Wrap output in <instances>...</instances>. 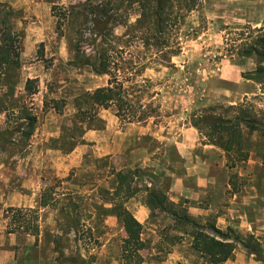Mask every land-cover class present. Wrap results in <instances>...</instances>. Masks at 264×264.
I'll return each mask as SVG.
<instances>
[{
	"label": "rangeland",
	"instance_id": "1",
	"mask_svg": "<svg viewBox=\"0 0 264 264\" xmlns=\"http://www.w3.org/2000/svg\"><path fill=\"white\" fill-rule=\"evenodd\" d=\"M116 2L0 0L4 26L19 36L13 43L18 63L0 66V264H122L126 234L114 209L119 171H130L136 188L124 205L143 225L141 264H206L191 247L190 227L148 206L149 189L163 191L199 224L214 222L240 240L252 235L264 251V236L238 229L264 225V82L244 78L256 68L254 58L238 57L226 44L230 32L237 42L250 31L264 33V0H169L156 34L148 23L134 26L137 4L124 2L114 13ZM101 3L117 17L102 34L119 64L147 62L159 49L174 53L164 63L132 70L134 80H148L146 99L159 105L158 116L125 123L113 106L100 107L103 127L86 130L89 114L80 113L76 101L108 79L85 63L100 50L101 39L84 18H93L91 9ZM70 5L75 15L58 28L57 14ZM239 103L260 123L252 133L245 130L248 158L228 167L216 146L210 159L216 160V183L198 202L170 194L169 171L181 174L184 160H193L178 151L184 134L194 130L205 140L193 122L202 114L232 117L236 112L228 106ZM76 141L81 142L66 151ZM200 148L193 150L202 155ZM9 207L35 208L37 235L8 231ZM251 259L264 264L239 241L233 258L222 264Z\"/></svg>",
	"mask_w": 264,
	"mask_h": 264
},
{
	"label": "trees",
	"instance_id": "2",
	"mask_svg": "<svg viewBox=\"0 0 264 264\" xmlns=\"http://www.w3.org/2000/svg\"><path fill=\"white\" fill-rule=\"evenodd\" d=\"M137 4L139 7V17L134 26L141 27L148 23L153 33H160L163 23V11L166 8L165 2L169 0H117L114 5L116 13L123 3ZM73 6L64 8L59 12L57 26L60 28L65 21L75 15ZM52 9H55L53 6ZM94 12L90 20L84 18V22L91 24L94 35H100V50L95 51V55L85 63L97 74L108 75L107 84L97 87L92 91H87L77 99L78 111L82 114L88 113L86 130L100 129L103 126L99 124L101 119L97 116V109L115 108V115L125 123L146 122L151 117L159 115V105L155 104L152 99H146V90L148 80L142 79V83L134 80L133 69L140 63L129 64V61L118 60L113 56L109 48L103 46L105 35L102 33L107 29L108 24L117 20L110 9L105 7V3L95 6L91 9ZM55 13V12H54ZM57 13V12H56ZM0 66L7 63H18L19 52L17 46L13 43L18 42L19 36L4 26L0 18ZM111 26H113L111 24ZM251 30V29H250ZM234 31V30H231ZM238 38L229 33L226 38V44L238 57H253L256 62V68L248 73H243V77L255 82H264V33L252 35L250 33L240 42ZM174 53V50L159 49L153 53L147 62H143L141 68L145 67L150 61L164 63L166 54ZM171 54V55H172ZM140 61V60H139ZM142 61V60H141ZM33 80L26 81V89L30 91ZM56 111H60L61 106H53ZM236 114L232 117H226L220 114H202L193 126L204 136L203 142L217 146L224 151L226 156V165L233 167L248 158V146L244 137L245 130L247 133L256 131L260 123L251 115L243 103L228 106ZM31 125L35 118L30 117ZM81 142V141H80ZM78 141L68 144L66 151L80 143ZM131 172L117 173L118 184L114 190L116 202L114 209L116 215L123 224L125 238L121 247L122 264H141L143 256L140 251L145 247V241L141 238L143 225L139 222L133 213L124 205V202L130 198L136 191L128 180ZM40 204H48L45 195H42ZM147 204L152 210H159L169 214L177 226L190 227L191 247L205 260L206 264H222L232 259L237 242L246 247L248 253L253 254L255 260L264 263V251L259 247L258 242L249 235L246 240H240L237 236L230 233V229L225 232L218 228L214 222L207 221L205 224H199L191 218L185 211L184 206H177L175 202L169 200L167 195L161 190H148ZM8 217V231L25 232L31 235H37L39 231L38 213L35 208L9 207L6 209Z\"/></svg>",
	"mask_w": 264,
	"mask_h": 264
},
{
	"label": "crops",
	"instance_id": "3",
	"mask_svg": "<svg viewBox=\"0 0 264 264\" xmlns=\"http://www.w3.org/2000/svg\"><path fill=\"white\" fill-rule=\"evenodd\" d=\"M184 146V148H183ZM201 146L202 155L193 149ZM178 151L183 157L193 160H184L185 170L181 174H177L172 169L169 171L171 178L170 194L176 192L178 195H184L190 201L197 200L200 195L204 194L212 185L216 183V176L211 172V168L215 166L216 160H210L216 146L205 142H200L197 132L189 130L184 134L183 142L179 144ZM209 158V159H208ZM197 159V160H196ZM147 164V160H144ZM224 164V162H223ZM187 181H193V184H186ZM196 202V203H197ZM141 213V209L137 208ZM142 217H144L142 215ZM138 219V218H137ZM140 221V220H139ZM244 228H238L243 232H249L256 236H264V225L254 223ZM251 264H262L251 259Z\"/></svg>",
	"mask_w": 264,
	"mask_h": 264
}]
</instances>
